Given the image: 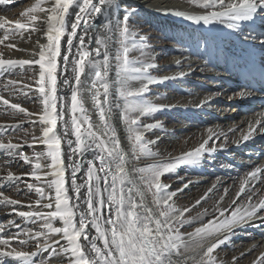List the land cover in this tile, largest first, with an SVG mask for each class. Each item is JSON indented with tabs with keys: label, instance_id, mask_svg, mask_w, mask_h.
<instances>
[{
	"label": "snow or ice",
	"instance_id": "snow-or-ice-1",
	"mask_svg": "<svg viewBox=\"0 0 264 264\" xmlns=\"http://www.w3.org/2000/svg\"><path fill=\"white\" fill-rule=\"evenodd\" d=\"M10 3L12 0H0V6ZM190 3L204 10L203 14L185 17L198 25L219 23L238 30L242 23L264 14V0H190ZM119 7L118 0H34L20 13L21 18L13 20L0 14V69L30 71L33 73L30 79L35 85L33 88L27 82L8 79L3 88L13 94L20 91L28 95L25 89L39 94L43 104L42 112L38 114L42 134L33 136L31 143L27 140L25 143L29 147L37 142L44 146L43 151L29 156L20 151L22 144L14 143L11 138H0V150L31 165L32 171L26 175L36 183H28L27 188L39 196L34 205H24L0 191V205L12 206V212L22 221L32 224L43 222L40 224L43 230L28 229L17 234L0 235V264H5L8 259L16 264H38L35 257L50 248L53 255H67L69 264H186V260L175 258L183 252L194 251L193 243L195 248L203 249L197 264H217L213 254L230 239L235 227L257 218L264 220V214H261L264 198L253 203V197L258 195L253 192L230 214L226 215L225 210L217 206L215 211L218 215L195 227L194 231H180L185 224L191 223V218H185L191 209L175 206L173 197L177 192L169 191L170 186L162 182V177L174 173L182 165H198L205 153L215 152L217 145L209 142L217 133L211 128L207 129V138L195 149L168 161L135 169L139 174L138 180L130 174L127 154L111 122L113 109H120V119L127 129L132 155L137 159L158 156L151 148L157 141L146 139L145 132L161 125L159 122L142 124L141 118L164 107L145 99L149 86L163 80L149 74V69L154 67L152 63L130 58L134 50H139L141 57L145 56L147 45L130 24L134 10H125L121 19L117 15ZM73 8L77 11L69 20V10ZM171 14L184 15L179 11ZM101 16L107 19L97 26L94 21ZM33 34H38L35 40L38 51L18 47L19 41H31ZM41 36L46 42L40 41ZM6 50L26 52L31 58H12L6 55ZM113 70L114 78L111 77ZM61 83L70 95L60 94ZM134 83L139 86H134ZM20 84L23 87H17ZM85 93L91 99L98 122L92 120L85 107ZM58 102L61 103L58 105ZM0 104L13 113H23L28 117L34 115L2 95ZM58 122L64 129L63 135L57 131ZM262 124L264 114L249 123L242 140L247 141L256 127ZM5 127L18 125H0V128ZM69 135L75 140L69 139ZM65 141L69 149L67 159L71 161L68 166L65 165L62 147ZM89 151L94 153L95 159L87 160L85 167L82 160ZM68 167L71 168L70 187L74 195H69L66 187ZM5 171L6 174L0 177L3 181L15 183L22 179L10 170ZM78 173H83L80 183H77ZM262 176L264 169L260 167L247 172L240 180L233 204L246 193L250 182ZM251 186L255 188V184ZM187 187L185 184L184 188ZM146 194L151 195L150 203ZM201 200L196 204L199 205ZM17 205L29 210H20ZM56 221L61 226H54ZM7 227L20 228V225L9 220L6 226H0V234L5 233ZM90 229L94 230L93 235H90ZM53 236L59 237L53 241L59 249L49 243ZM213 237L214 241L205 248L204 241ZM32 240L35 241L34 251L25 247ZM51 259L52 256L47 264ZM39 264L46 262L42 260ZM254 264H264V254Z\"/></svg>",
	"mask_w": 264,
	"mask_h": 264
},
{
	"label": "bare ground",
	"instance_id": "bare-ground-1",
	"mask_svg": "<svg viewBox=\"0 0 264 264\" xmlns=\"http://www.w3.org/2000/svg\"><path fill=\"white\" fill-rule=\"evenodd\" d=\"M118 1L121 3L124 2V0L123 1L118 0ZM186 1L190 2V0H186ZM32 3H34V0H12V3H10L9 5L0 6V14L7 15L9 19H13V20L21 18L20 13L22 11H24L27 7L31 6ZM131 5H135V4L132 3ZM136 5H138V4H136ZM5 7L7 8L6 11H5ZM76 11L77 10L75 8L69 10V17H68L69 20L73 19ZM120 11L121 10L119 9L117 12V15L119 14ZM120 17H121V15H120ZM259 17H260L259 20L262 19L261 15ZM106 19H107V17L101 16L99 19L95 20L94 23L97 26H101L105 22ZM249 23H251V24L257 23L256 25H258V26L261 25V21H258V17H256L252 21H249ZM171 24H174V26L180 27V22H178L176 20H170V24L167 25L169 27H167V29L163 33H159L158 29L156 28L155 25L154 26L151 25V27H149V28H146L144 26H139L138 28H136L134 31L136 33H138V37L142 36L144 38V43L150 44L149 48L145 49V56L140 57L141 54L139 52L138 57L142 58L143 60H147L148 62L154 64L156 62L157 58L156 57L154 58V56H151L153 58L148 57L149 55L156 53L158 50L164 51V54H166V52L168 53V51L170 52L172 49L169 50V48L167 46L168 44H166V43L169 42V33L174 28L171 26ZM245 25H247L245 22L242 23L240 28L237 31L233 32L240 37L246 36L249 38V39H247V41H249V42L245 41L242 45H239L237 48H235V47L233 48V50L236 51L235 52L236 58L237 57L242 58V56L244 54H246V50L251 49L250 46H252V45L256 46V44H258L259 49L263 48L262 46L264 45V44H261V41L264 40V30L262 31L263 33H260L259 37L257 38L256 35H254L255 32L252 31V27L251 26L246 27ZM160 26H162V25H160ZM150 30H153V31L148 33ZM216 31H218V33H220V35L223 34L220 30H216ZM222 31H224V30L222 29ZM92 32L94 33L95 29H93ZM175 32H176V30H175ZM200 32H201V30H200ZM146 33L148 35H150L149 38H145ZM176 34H178L181 37H184L185 34L183 33L182 27L180 28V30ZM25 35H27V34H25ZM198 35L200 36L202 34L199 33ZM37 36H38V34H33L31 41H28V42L19 41L18 47L23 48V49H29V51H32V50L38 51V48L35 44V40L37 39ZM204 36H205V34H204ZM227 36L229 37L228 34H227ZM40 41L42 43L46 42V40L42 36L40 37ZM138 43H139V38H138ZM230 43H233V42L230 41ZM248 43H250V44H248ZM62 44H63V41H62ZM93 46H94V44H93ZM0 47H2V46H0ZM136 51L138 52L139 50H136ZM172 51L176 52L175 54L180 53L182 55L181 57H184V55L188 53V52H185V53L184 52H178V49H174ZM173 52H171V54H173ZM6 55L12 56V58H23V59L31 58L30 54L26 53V52H15V51L8 52L6 50ZM202 55H203V53H200V55L197 56L198 57V63L197 64L201 63L202 65H200V67H198L195 71H193V67H191V66L190 67L188 66L187 68H185V70L183 71V75H181V76H183V77L186 76V77H185V79L183 77H182V79H180V80H182V84H179L177 82H175L174 84L162 82V83H157L155 85H150L149 91L145 94V99H149V97H152L154 99L155 96L158 95L157 97L161 101L171 102L172 100L173 101L184 100L183 96H185L186 93H190V94L194 95V93H193L194 88L192 87V85L190 86V84H192L190 81L191 80L190 78H194V77L196 78V76H199L202 73L203 74L206 73V69H203L201 71V73L198 70H200L201 68H203L206 65L205 62H207V64H208L209 63L208 61L210 60V57H203ZM225 57H226V55L222 54L217 59V62L213 63L214 66H216V67H213L212 64H208V67L210 69L213 68V71H216V70L222 71L224 67H222V63H220L219 60H221L222 58H225ZM221 61H224V60H221ZM225 61H226V63L228 62L227 60H225ZM184 62H185V60H184ZM182 63L183 62H177L176 63L175 61L171 63V61H168L167 64H163L160 67L150 68L149 72L150 73L153 72L154 74H155V72L156 73L158 72L159 76H162V77H164V75L168 76L170 74L177 76L175 71L181 70L182 68L185 67V66H182ZM243 66H244V64H243ZM25 68H27V66H25ZM170 71H172V72H170ZM231 71H232V69L229 70V72H231ZM229 72L227 74L228 75L227 78H229V79L237 78V76H238L241 81L239 82L238 78L235 79L234 83H232L231 86L227 87L226 89L224 88L225 90H224L223 94H228L231 97L235 96V97H233L235 100L234 107L245 108L247 113H250L252 111L251 107H249V105L250 104L252 105V103H255V108L260 109L259 104H262V101L254 102L255 99L253 98V92L248 86L249 81L246 80V82H245L243 80V78L240 77L239 74L236 77H234V73L229 74ZM114 73H115V70H113V72L111 73L112 78H113ZM4 76H8V77L15 76L17 78V80L27 82L29 84H32L33 88L35 87L34 82L30 79V77L33 76V73L30 71L25 72V70L17 68V71H14V72L13 71H11V72L3 71L2 77H4ZM215 79L216 80L219 79L218 76ZM60 80L61 81L63 80V75H61ZM17 87H23V84H20ZM202 89H205V88H202V86L197 88L198 91H201ZM25 90H27V92H29V94H30V92L33 93V96L32 97H28V96L24 97L23 96V97L18 98L19 95L17 96L16 94H20V93L22 94V92L17 91L14 93L15 95L11 92H7L4 95V98L9 99L11 103L19 104L21 107L27 109L28 112L33 113L34 115H32L31 117H28V116H25L23 113H13V110H11V111L9 110L10 112L7 113V115H6V116H9L8 117L9 120H2L3 118H5L4 114L7 111H4V112L0 111V125H5V126L18 125V127L0 128V133H2V136H0V138L5 139V137H8V138H11L13 140V142L22 144V148L20 149V151L24 152L26 155L32 156L34 152H41L44 150V146L38 142L33 147L28 146V143H31L33 136L40 137L42 134L41 130H39L37 128V126L40 125L38 114L42 112L43 104L41 102V97L39 96L38 93H35L33 90H29V89H25ZM114 90L115 89L113 88V100L116 99ZM59 92L61 95H70V93H68L67 88H65L62 85V83H61V86L59 88ZM85 95H86L85 107L89 110V115L92 117V120L94 122H98V117H97L95 109L92 106L91 99L88 98V93H85ZM219 101H220V99H218L216 97V99H214L213 101H211L209 103H204V104H202V106H205L208 104H213V102H215L217 104V103H219ZM59 103H61V102H58V105H59ZM4 108H5V106L3 105L2 109H4ZM154 115H158V113L152 114L151 116H149V118H152ZM170 119L171 120L169 122L176 121L175 117H173V118L170 117ZM20 120H24V122L21 121L19 123L18 121H20ZM33 121H36V123L33 124ZM221 121H223V120H221ZM111 122L116 128L117 134L121 140V146L127 154V167L130 171V174L135 179L138 180L139 174L134 171L137 168V166H134V164L132 162L134 159H132V157H129L131 155L130 154L131 144L128 140L127 129L120 119V113L117 111V108L113 109ZM148 123L154 124L156 122L155 121L153 122V120H146V121L142 122V124H148ZM165 123H167V121L163 120V124H165ZM163 124L161 123L160 125H163ZM166 126H170V128H172V130L168 131L164 134L162 132H159L158 130L156 131L157 128H154L151 131L145 132V134H146V133L155 131L154 135H157V136H153L152 140H156L158 144L156 143L154 145H151V148L157 147L161 144L163 145L162 148L158 147L157 149L153 150V152L158 153V156H156V157H145L142 159L143 161L138 160L136 158L135 159L136 163L142 164V166H144L145 164L151 165L153 163L163 162V161H168L170 159H173L174 158L173 155H178V154H181L182 152L191 151V150L195 149L196 147H198L199 144L203 141V139L207 138V136H208L207 129L211 128L209 122L203 120L202 117H199V119H195L193 121L189 120L187 118V121L185 123H182V126H180V127H179V125H176V123H173V122L171 125L169 123ZM218 126H224V128H225L226 125L224 124V121H223L220 124H218ZM28 127L31 129H35L36 132L35 133L29 132L27 129ZM57 131L61 135H63L64 129L62 128V126L60 125L59 122L57 125ZM167 136H169L171 138L169 141L166 140ZM216 136L213 137L210 145L214 144V142H215L214 140H215ZM255 136L256 137L250 136V138L245 142L243 140L240 141V139L238 137L236 138L237 140L234 139V141H239L238 142L239 145L240 144L242 145V143L244 142L243 148L241 146L237 145V146H235L233 151H227V152L225 151V154L223 152L221 154L218 153V154L211 155V157L216 158V160H213L215 162H213L210 166L211 167L215 166V167L213 170L207 172V174L216 176V179L213 183L214 186H212L211 184L210 185L205 184L204 187H201V188L198 186H193V187L188 188V190L189 189L194 190L195 197H194V199L191 200L192 203H194V204L189 205V206L193 205L190 208L191 211L186 213V214L191 213V215L189 217V218H191V223L184 225L183 228L185 230L182 233L194 231L195 227L201 226L202 223H206L208 220L212 219L215 215H218V213L215 211L217 206L219 208H223L226 212V215L230 214V212L235 207H239L245 203V201H246L245 198L247 197L248 194L255 192L256 189H259L261 187V185L264 184V176H262L259 180H257L258 183H256L257 181L250 182L249 186L246 189V193L244 195H241L240 198L235 201V204H233V200L236 197V194L239 190L240 180L245 177V174L247 172H249V168L255 164V162L253 163L254 158L250 157V154H252L254 157V153L252 152V150H254L255 148H261V149L264 148V124H262L261 126L258 127L257 133L255 134ZM68 138L75 140V137L71 136V135H69ZM26 140L28 141V143H25ZM234 144H236V142H234ZM62 147H63L64 153H65V165L68 166L71 164V161L67 159L69 149H68V145H67L66 141L63 143ZM166 157H168V158H166ZM170 157H173V158H170ZM90 159H95V155L92 151L87 152L85 154L84 159L82 160V163H84L85 167L87 166V160H90ZM95 162L97 164H99L98 160H96ZM209 164H210V162H209ZM8 167H11V171L13 173H15L16 175L21 176V174H23L24 176L22 177V179L20 181H16L15 183L8 182V183H5L6 185H3V183H0V191H2L5 195L9 194L10 197H13L11 191H9V189H8V186H10V185L17 186V184H25L27 186L28 183H33V184L36 183V181L32 180L30 176L25 175L26 173H30L32 171L31 165L23 164L22 170L17 171L16 170L17 169V163H15V162L13 163V161L11 162L10 158H8V157H3V159L0 160V177H2L3 175L6 174L5 170ZM188 172H189V170H186V169H182L180 171H178V169H177L174 173H168L167 176H163L162 182H165L168 179L176 177V176L181 177L182 175L187 174ZM82 179H83V173H78L77 174V183H80ZM0 181H2V179ZM66 181H67L66 187L69 188V195H74V193L71 191V187H70V184H71V168L70 167H68V170L66 172ZM185 181H186V179H185ZM4 182H6V181H4ZM204 183H206V182H204ZM252 184H255L254 189L251 186ZM141 187H143V186L141 185ZM209 189H211V191H209ZM225 190H227V194H225ZM220 191H222V192H220ZM82 193H83V190H82ZM14 194H16V193H14ZM257 194H259V193H257ZM205 196H206V198L201 200V198L205 197ZM257 196L258 195L253 197V203L256 202L255 197H257ZM221 197H223L222 201H221ZM146 198L150 203L151 202L150 201L151 195L146 194ZM15 199H17V198H15ZM38 199H39V196L35 193V191H31V195H29V196L24 195V199L22 198L20 200L18 198L17 200H20L24 205H27V204H33L34 205L36 200H38ZM173 199H174V197H173ZM197 200H201V203L199 205L196 204ZM46 202L47 201H44V203H46ZM189 206H187L186 208H189ZM16 207L20 210L23 209L25 211H27L26 209H28L27 207L21 208L20 205H17ZM176 207L178 208V206H176ZM11 209H12V206L5 207L4 205H0V210L2 211L0 214L3 216L5 215V217L12 216V218L10 220H14V218L17 216H15V213H13ZM45 211H47V210L45 209ZM261 214H263V212ZM261 214H258V215H261ZM13 216H15V217H13ZM221 219H223V218H221ZM16 223L20 225V228L7 227L6 232L3 234H0V235L17 234V233L21 232L22 230H28V229H32L33 231L43 230L40 227V224L43 223L42 221L38 222L37 224H32V223H28L26 221H22V219L20 218L19 220H17ZM255 223H261L262 228L264 227V220L254 219L245 225L237 226L233 229V231L230 233V239L224 245H221L218 249H216V251L213 254L217 260V264H254V261L259 259V257L262 254H264V232H262L261 234H260V232L254 233L253 232L254 230L250 229L251 228L250 225L255 224ZM198 224H199V226H198ZM54 226H61L60 222L56 221ZM246 226H249V227H246ZM93 234H94V230L90 229V235H93ZM55 239H59V237L53 236L49 240V243L52 244L53 247L59 249V245H56L53 243V241ZM185 239L187 240V237H185ZM214 239H215V237L204 241V247L206 248L210 243H212L214 241ZM231 239H233V241L234 240L235 241L233 242ZM61 243L63 244L64 242L61 241ZM13 244L15 245L16 242L13 241ZM25 247L30 251H34L35 250V241L34 240L29 241V243ZM192 247L194 248V251L183 252V249H182L181 251L183 252V255H181L180 257H176L175 259H179L181 261L186 260V264H193L195 261L194 259L200 258V254L203 251V249L195 248L194 243L192 244ZM195 252H197V254ZM50 256H52L50 264H69V260H68L67 255L62 254V253L58 254V255H53L51 248L48 250V252H42V253L38 254L37 257H35V259L37 261H39L40 258H43V261H45L47 264ZM15 263H16L15 261H12L10 259H8L6 262V264H15Z\"/></svg>",
	"mask_w": 264,
	"mask_h": 264
},
{
	"label": "rangeland",
	"instance_id": "rangeland-1",
	"mask_svg": "<svg viewBox=\"0 0 264 264\" xmlns=\"http://www.w3.org/2000/svg\"><path fill=\"white\" fill-rule=\"evenodd\" d=\"M140 2V4L138 5H131L132 3L129 2H123L125 3V8L127 10H134L131 13L130 16V24L133 27V30H135L136 28H138L139 26H144L146 28H149L152 26H156V28L158 29L159 33H163L165 32V30L167 29L168 24H170V20H176L178 22H180V27L178 26H174V24H171L172 27H174L172 29V31H170L169 33V42H167L166 44H168V48L169 50L172 49H178V52H188L187 54L184 55V57H181L182 55L180 53L175 54L176 52H173L172 50L168 53L166 52V54H164V51L158 50L156 53L149 55L148 57L154 56V58L156 57V62L153 64L154 67H160L163 64H167L168 61L172 62H183L182 66H185L184 68H182L181 70H177L176 75H164V77L159 76L158 72L155 74L153 72H149V74L157 79H161L163 80L164 83H169V84H174L175 82L182 84V77L181 73H183V71L185 70V68H187L188 66L193 67V71H195L198 67H200V64L198 63V55H200V53H203L204 55L206 54L207 56L213 57L214 54H216V56L219 55L220 52H229L230 49L227 48V50H220L218 48V50H216V52L214 53V51L212 53L209 52V48H204L202 47L204 44L207 43L206 41V36H204V31H206L208 28L213 27L215 25L218 26H222V27H226L228 32H234L237 31L236 29H231L229 27H227L224 24H219V23H215V24H210V25H203V24H195L193 23L191 20L186 19L185 17L187 15H200L203 14V10L200 9L199 7L193 5L192 3L186 1V0H138ZM125 11V10H124ZM179 11L181 13H184L183 16H177L174 14H171L173 12ZM121 15V17H120ZM124 15V12L122 13L119 12V17L122 19ZM260 16V15H259ZM259 16L258 17V21H261V25L259 28V31L261 30V27L264 26V14H261V18L259 20ZM170 19V20H169ZM168 20V21H167ZM168 22V23H167ZM247 25H245L246 27L249 25V22H245ZM149 24V25H148ZM257 24V23H254ZM162 25V26H160ZM244 26V27H245ZM182 27L183 29V33L185 34L184 37L179 36L178 34H176L180 28ZM164 29V30H163ZM169 30V29H168ZM176 30V32H175ZM201 30V32H200ZM153 30H150L148 33H150ZM198 33H204L202 35H198ZM255 34H260V32H257ZM150 35H148L147 33L145 34V38H149ZM243 38V39H242ZM239 40V41H245L248 39V37H240L238 35H234V40ZM234 42V41H232ZM147 48H149L150 44L147 43L146 44ZM139 52L140 51H132L130 53V58L132 59H142L139 56ZM171 52H173V54H171ZM190 52V53H189ZM218 52V53H217ZM153 58V57H151ZM143 60V59H142ZM185 60V62H184ZM211 62V61H210ZM196 64V65H195ZM205 66L203 68H201L200 70H198L200 73L203 69H206V73H202L199 76H196V78H190L191 83L190 86L192 85V87L194 88V95L190 94V93H186L185 96H183L184 100L181 101H171V102H164L161 101L156 95L155 98L153 99L152 97H149V101H151L152 103L158 104V105H163L164 107L160 110L157 111L156 113H158V115H154L152 118H149V116L147 117H142L141 121L144 122L146 120H153V122H159L160 124H163V120L167 121V123L161 125V127L157 128L156 131L158 130L159 132H162L163 134L171 131L172 128H170V126H166L170 123V125L173 123H176V125L182 126V123H185L187 121V118L189 120H195V119H199V117H202L203 120L208 121L211 128L213 129L214 132H216L218 135L215 137V142L214 144L217 145V150L213 153H205L203 159L201 160L200 164L198 165H182L178 168V171L182 170V169H186L189 170V172L187 174L182 175L181 177H173L168 179L167 181L163 182L167 185H169V191H173V192H177V195L174 197L173 202L175 203L176 206H178L179 209L182 208H186L187 206H189L190 204H194L192 203V199H194L195 195H194V190H188L189 187H193V186H198V187H204V185H213L216 176L215 175H209L207 174V172L211 171L214 169L215 166H210L213 162V160H216V158H212L211 155L214 154H218V153H223L225 154V151H233V149L235 148V146L239 145L238 143L234 144V139L237 140L236 138L238 137L240 139V141H242V134L246 133L248 131V126L250 122H254L255 120L261 118V114H264V106H259L260 109L255 108L254 103H252V105L250 104L249 107H251L252 111L250 113H247V111L245 110V108H236L234 107V98L235 96H229L228 94H223L224 90L229 87L231 85V83L235 80V79H228L226 76V68H229V65H227V67H225V69H223L222 71L216 70L213 71V68H209L207 62H205ZM213 67L214 64L212 63ZM152 67V68H154ZM210 70H209V69ZM17 71V69L12 70ZM172 72V71H170ZM153 73V74H152ZM158 74V75H157ZM218 76L219 79H215ZM115 77V73L113 74V78ZM165 77H169L170 79H163ZM171 77H175L174 79H171ZM186 76H184L183 78L185 79ZM8 79H15L17 80V78L15 76L13 77H8V76H4L2 77V75H0V95L4 96L7 91L4 90L3 88V84L7 82ZM222 82V83H221ZM155 85V84H152ZM134 86H139L138 84L134 83ZM205 88L202 89L201 91H198L197 88L201 87ZM224 86V87H223ZM150 87V86H149ZM223 87V88H222ZM221 88V89H220ZM225 88V89H224ZM220 89V90H219ZM27 91V90H25ZM222 91V92H221ZM169 92V91H168ZM115 93V90H114ZM15 95V94H14ZM19 97H32L33 93L28 92V95H24L23 93L21 94H16ZM226 95V96H225ZM216 97L218 99H220L219 103H215L213 102V104H208L205 106H202V104L204 103H209L211 101H213L214 99H216ZM115 98H116V93H115ZM198 98V99H197ZM122 103V102H121ZM248 105V104H247ZM202 106V107H201ZM3 105L0 104V111L5 112L4 116L5 118H3L2 120H9L8 117L6 116L7 113H9L11 111V109H7L4 108L2 109ZM10 110V111H9ZM117 111L120 113V109H117ZM166 114V115H165ZM173 117L176 118V121H172L169 122ZM224 121V124L226 125L225 128L224 126H218V124H220L221 121ZM24 122V120H20L18 121L20 122ZM42 126L38 125L37 128L39 130H41ZM218 127V128H217ZM29 132L31 133H35L36 130L35 129H31V128H27ZM257 129L258 127H256L255 131L252 132L251 137H256L255 134L257 133ZM154 132H149L145 134L146 139H153V136H157L154 135ZM221 133H223V135H221ZM254 135V136H253ZM159 137V136H158ZM9 139L8 137H5V140ZM171 138L169 136H167L166 140L169 141ZM212 141H210L209 143H211ZM245 142V141H244ZM243 142V143H244ZM16 143V142H14ZM224 145V147H220V144ZM234 145H233V144ZM243 143L242 145L240 144L239 146H241L243 148ZM158 144V143H157ZM219 144V145H218ZM162 148L163 145H159L157 147H152V150L157 149V148ZM255 147V146H254ZM252 152L254 153V157L253 155H251V158L253 159V163L255 162L254 165H252L249 168V171L252 170L255 167H260L262 169H264V148H255L254 150H252ZM186 152H182L181 154L178 155H173V157H178L182 154H184ZM130 156L132 157V159H134L132 162L133 164L137 166L136 169L138 168H144L147 167L149 164H145L144 166H142V164H138L136 163L135 159L136 157H134L132 155V152L130 150ZM3 157H8L10 158L11 162L13 161V163H17V171L22 170V166H23V161L20 160L18 157H12L9 156L7 153H5L3 150H0V160L3 159ZM170 157V158H173ZM145 157H140L138 160H142ZM168 158V157H166ZM164 160V159H163ZM143 161V160H142ZM210 162V164H209ZM6 170H10L11 171V167L6 168ZM15 174V173H14ZM27 174V173H26ZM25 174V175H26ZM24 175L21 174V177H23ZM29 176V175H26ZM167 176V174L165 175ZM184 177V178H183ZM186 179V181H185ZM1 180V179H0ZM206 182V183H204ZM0 183H3V185H6L5 183H8L7 181L4 182L3 180L0 181ZM258 183V181L256 182ZM187 184L188 187L184 188V185ZM9 191H11L12 196L10 197L9 194L8 196L12 199L15 198H19L20 200L23 198L24 199V195H31V191L28 190L27 186L25 184H17V186L15 185H10L8 186ZM180 189H183V191H178ZM222 192V191H220ZM16 193V194H14ZM255 193H259L257 197H255V201L257 202L260 198H264V184L261 185V187L259 189H256ZM15 195V196H14ZM22 197V198H21ZM246 199V198H245ZM151 201V200H150ZM255 202V203H256ZM193 205L189 206V208H191ZM23 210V209H22ZM28 210V209H26ZM2 211L0 210V213ZM263 214H264V210H262ZM191 215V213L186 214V219L189 218ZM15 217V216H13ZM12 218V216H7L5 217V215H1L0 214V226H6V224H8V221ZM19 217H15L14 220L15 222H17V220H19ZM259 219V218H257ZM245 225V224H243ZM199 226V224H198ZM251 228L253 229L254 233L255 232H260V234L262 232H264V227L262 228V224L261 223H255V224H251L250 225ZM249 227V226H246ZM184 228L182 227L180 229L181 232H184ZM233 241V239H231ZM235 241V240H234ZM233 241V242H234ZM197 254V252H195ZM40 258V257H39ZM43 258H40L39 261H42ZM194 263L193 264H197V262L199 261V258L194 259ZM39 261H37L39 263ZM197 261V262H196ZM7 262V260H6ZM5 262V264H6ZM16 264V263H15Z\"/></svg>",
	"mask_w": 264,
	"mask_h": 264
}]
</instances>
